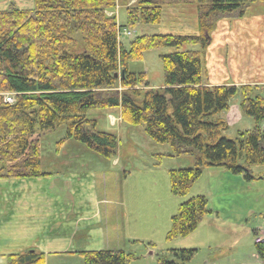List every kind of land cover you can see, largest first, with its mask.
Returning <instances> with one entry per match:
<instances>
[{"label":"trees","instance_id":"trees-1","mask_svg":"<svg viewBox=\"0 0 264 264\" xmlns=\"http://www.w3.org/2000/svg\"><path fill=\"white\" fill-rule=\"evenodd\" d=\"M256 1L264 2L196 0L195 35L143 34L127 46L119 32L158 25L164 0H136L126 7L123 25L113 14L116 0H33L32 10L10 4L0 11V179L48 176L41 171L34 137L61 125L66 133L56 154L73 140L102 158H113L116 136L97 132L96 122L86 114L118 109L123 124L141 126L154 143L170 148L169 156L192 158L193 168L169 172L173 196H186L205 168L254 180L251 168L264 167V86H206L202 74L218 21L243 17ZM167 47L175 52L160 56L162 87L153 88L146 73L129 72L130 62ZM183 47L197 49L179 51ZM5 94H13L14 102L5 103ZM236 98L239 112L255 126L228 139L224 113ZM209 213L203 196L183 201L170 219L166 240L191 234ZM254 250L264 260V244L254 243ZM196 252L170 250L172 259L160 257L157 264H188ZM75 254L82 264H127L132 258L120 250ZM6 261L44 264L45 257L27 251Z\"/></svg>","mask_w":264,"mask_h":264},{"label":"rangeland","instance_id":"rangeland-1","mask_svg":"<svg viewBox=\"0 0 264 264\" xmlns=\"http://www.w3.org/2000/svg\"><path fill=\"white\" fill-rule=\"evenodd\" d=\"M9 1L0 0V11L9 6ZM129 1L116 0L113 14L118 25L125 22V10ZM196 12L195 0H164L158 25L122 29L119 40L127 46L129 40L143 34L195 35ZM263 14L262 1H256L246 9L248 18ZM222 19L213 32L221 28ZM195 49L197 48L183 47L179 51ZM173 52L175 50L168 47L149 51L142 60L130 62L128 70L132 73H146L150 85L160 88L163 85L160 56ZM206 56L205 54L203 79ZM254 82L262 81L255 79ZM236 100L238 99L230 102L228 111L224 113L228 126L224 136L228 139L235 138L238 132L251 131L255 126L251 118L237 113ZM86 116L96 122L97 132L116 136L117 151L113 158H102L73 140L66 141L56 154L57 143L65 137L64 125L34 137L39 143L41 171L59 175L74 172L80 176L82 183L87 178L93 179L97 194H105L104 200L107 201L117 198L120 204L116 205L114 215H106L104 207L108 208L107 205L100 206L101 219L95 224L96 234L81 241L77 245L79 249L86 252L120 250L132 257L127 264H157L160 257L172 259L170 250L194 249L197 252L188 264H225L230 253L234 252L235 258V254L242 251L246 244H253L254 231L258 233L264 230V167H252L254 180L250 181H246L243 176L232 175L223 168H205L188 194L176 197L170 193L168 174L172 170L193 168L191 157L169 156L170 148L154 143L141 126L123 124L118 109L89 110ZM113 160H117V164L112 167ZM122 172H127V180H122L119 176L114 181V177ZM116 185L119 186L117 192L114 191ZM127 195L128 203L125 198ZM196 196L205 197L210 213L191 234L166 240L170 219L177 214L179 205ZM83 235L86 236L85 233L77 234L75 242ZM44 264L82 262L75 253H57L45 255Z\"/></svg>","mask_w":264,"mask_h":264},{"label":"crops","instance_id":"crops-1","mask_svg":"<svg viewBox=\"0 0 264 264\" xmlns=\"http://www.w3.org/2000/svg\"><path fill=\"white\" fill-rule=\"evenodd\" d=\"M135 1L130 0L126 7ZM10 4L20 10L33 8V0H10ZM195 19L197 32V15ZM220 22L221 28L211 34L206 52L205 78L202 77L204 85L264 86V14L248 18L245 13L241 18L232 16ZM255 79L262 82H254ZM116 164L117 160H113L111 165ZM43 173L48 176L0 179V264H6L9 255L27 251H36L44 257L57 253L70 255L86 252L77 245L89 235L96 234L95 224L101 219L100 206H108L104 207L106 215H114L116 205L120 206L117 198L107 201L104 200L105 194L104 198L102 194H97L93 179L87 178L82 183L80 176L74 172L64 175ZM118 174L114 181L119 176L127 180V172ZM118 189L116 185L114 191ZM125 198L128 203L129 196ZM82 233L86 236L80 237L76 243V235ZM258 233L257 236H264V230ZM252 243L238 251L235 258L231 251L233 254L227 256L225 264H264Z\"/></svg>","mask_w":264,"mask_h":264},{"label":"built area","instance_id":"built-area-1","mask_svg":"<svg viewBox=\"0 0 264 264\" xmlns=\"http://www.w3.org/2000/svg\"><path fill=\"white\" fill-rule=\"evenodd\" d=\"M129 35V33H127ZM3 100L5 103L11 104L14 102V95L13 94H5L3 96ZM255 244H264V236H257L254 238Z\"/></svg>","mask_w":264,"mask_h":264},{"label":"water","instance_id":"water-1","mask_svg":"<svg viewBox=\"0 0 264 264\" xmlns=\"http://www.w3.org/2000/svg\"><path fill=\"white\" fill-rule=\"evenodd\" d=\"M114 77H115V78L117 77V73H116V74H114Z\"/></svg>","mask_w":264,"mask_h":264}]
</instances>
